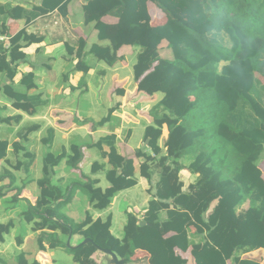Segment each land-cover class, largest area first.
<instances>
[{
	"label": "trees",
	"instance_id": "16d2710c",
	"mask_svg": "<svg viewBox=\"0 0 264 264\" xmlns=\"http://www.w3.org/2000/svg\"><path fill=\"white\" fill-rule=\"evenodd\" d=\"M149 2L166 15L165 25L155 27L148 21L140 24L131 21L133 13L148 12ZM67 8V0H42L39 7L30 10L0 3V37L4 38L0 40V74L4 79L14 84L17 57L33 44L32 35L25 29L12 36L9 21L25 20L29 24L55 10L66 15ZM84 15L86 24L95 23L99 40L110 42L109 47L94 45L90 54L113 66L122 47H139L141 51L133 67L139 91L164 94L152 112L154 126L145 131L144 141L151 153L136 151V158L143 160L140 167L143 179H153L151 165L159 170L156 192L145 212V225H136L126 239L120 240L111 233V217L105 222L100 218L94 221L87 213L82 223L69 221L62 208L73 192L52 186L51 170L63 160L68 168L78 167L83 154L82 144H76L71 147L72 153L64 151L61 155L45 157L43 178L38 185L51 195L56 190L58 193L54 201L31 206L27 222L35 215L40 216L41 221L35 226L50 231L45 237L52 240L51 249L65 245L59 235H80L91 240L76 250H68L80 264H95L91 258L98 249L109 250L126 263L137 250H143L151 255L154 264H187L176 254L167 237L169 233L177 236L176 249L196 250V264H227L230 260L236 264H256L235 255L264 250V176L258 167L264 153V86L256 77L264 76V0H89ZM105 16L116 17L118 23H104ZM164 41L173 52V61L159 56ZM84 45L80 42L78 54H82ZM67 52L73 55L74 50L67 46ZM223 62L227 65L219 71ZM35 79L34 73L26 74L18 85L26 88ZM2 92L0 84V95ZM8 92L14 100L13 107L29 115H35L38 108L46 105L40 95L29 96L16 87L8 88ZM112 112L96 125L107 123ZM190 115L191 124L195 117L202 121L199 129L185 126ZM20 120L21 117H16L2 121L19 123ZM213 127L219 141L212 136ZM164 129L168 136L161 148L159 141ZM35 130L37 127H31L24 132L27 136ZM115 139L112 135L101 142L112 147ZM10 146L8 141L0 140V161L8 157ZM13 147L18 151L21 145L14 143ZM194 149L198 152L191 158L188 154ZM27 156L29 167L35 157L30 153ZM186 157L187 165L183 161ZM184 169L198 176L186 192L180 183ZM100 170L102 165L94 163L92 172ZM11 174L6 169L0 170V182L10 179L14 183ZM106 180L110 185L106 193L88 189L99 184L95 180H89L88 185L81 182L71 185L83 187L95 210H106L118 193L138 184L134 161L126 159L112 164L106 171ZM63 198H66L64 202ZM162 212L167 214L165 221L161 219ZM13 227V222L0 224V242H4V236ZM190 228L195 229V236L202 237L201 242L191 241Z\"/></svg>",
	"mask_w": 264,
	"mask_h": 264
},
{
	"label": "crops",
	"instance_id": "0c3cea01",
	"mask_svg": "<svg viewBox=\"0 0 264 264\" xmlns=\"http://www.w3.org/2000/svg\"><path fill=\"white\" fill-rule=\"evenodd\" d=\"M67 1L66 15L55 10L29 24H26L25 20H11L8 23L12 36L25 29L29 35H32L33 44L24 48L17 57L15 62L17 76L14 84L0 74V84L3 87L0 95V140L8 141L11 145L8 157L0 161V170L5 168L15 175L12 184L10 179L0 182V217L7 221L2 224H8L9 221L14 223L10 233L4 236V242H0V264H33L34 262L80 264L74 260V256L68 250H76L90 242L89 239L85 240L80 235H59V240L65 245L51 249L49 245L52 240L45 237V234H50V231L47 228L41 229L35 226L41 221L38 215H35L30 223L27 222L28 228L25 234L17 235L19 223L16 215H19L18 219L24 218L27 221V213L31 206H35L38 202L42 204L54 201V195L58 193L56 190L55 194L51 195L45 191V187L38 185V181L43 178V168L40 175L39 160L41 157L45 158L47 153L57 156L66 151L69 154L72 153V145L82 144L83 159L77 168H68L66 160H63L59 166L51 170L52 186L62 187L64 192H73L72 197L62 208V214L75 224L84 222L87 213H90L94 221L100 218L105 222L111 217V233L120 240L126 239L133 233L136 225H145L144 215L149 201L153 199L156 192L159 170L154 164L151 165L154 173L153 179L151 181L143 179L140 175L143 160L136 158V151L142 149L145 153H151L147 148L148 143L144 141L145 131L149 126H154L152 112L156 111L164 99V94L148 95L139 91L138 82L134 78V69L132 70V65L134 67L137 62V55L140 52L137 48L139 47H122L118 52L119 60L113 66L100 60H94L92 58L94 55L90 54L91 48L94 45L109 47L110 42L99 40L95 23H85L84 7L89 0ZM41 2L42 0H0L1 4L11 3L13 6L19 5L29 10L39 7ZM130 19L136 24L148 21L155 27L167 23L166 15L152 2L148 3L147 13H133ZM102 21L109 25L118 23V19L113 16H105ZM6 42L8 46L9 43ZM80 42L85 43L82 54L77 53L79 47H82ZM67 46L71 47L75 54L69 55ZM158 53L161 59L174 60L173 52L166 41L162 42ZM225 65H227L225 62L221 63L219 71ZM29 73L35 74V83L21 88L18 85L20 80ZM259 80L262 81L260 78ZM15 87L21 92H27L29 96H42L46 105L38 108L35 115L15 109L14 100L6 93L8 88L14 89ZM112 110V116L107 123L102 126L96 125L108 117ZM98 112L106 116L98 120L96 119ZM161 113L160 110L159 114ZM16 117H21L19 123L2 121ZM29 126L37 127V130L27 136L25 133L20 136V132ZM112 135L116 137L112 147L101 142V139ZM167 136L168 132L164 129L159 141L161 148ZM14 143H20L21 148L18 151H15L13 147ZM56 149L59 152L55 153ZM29 153L34 155L35 159L28 167L26 165ZM126 159L134 161L138 184L133 188L140 187L142 191L131 196L126 195V192H132L133 188L118 193L106 210H95L88 195L82 190L83 187L80 185L72 187L71 185L73 182L88 185L89 180H95L99 181V184L87 186L88 189L106 193L110 187V185L104 187L106 171L112 164ZM94 163L102 165L103 170L93 173ZM258 167L264 176V153L258 161ZM197 179V175L184 169L180 173L182 191H188ZM186 180L190 182L187 183ZM9 199H13L14 206H8ZM65 200L66 198H63L61 201ZM126 203H128L127 206H125ZM166 218V212H162V221ZM194 233L195 229L190 228V239L197 244L201 242L202 237H197ZM167 237L171 240L176 254L185 259L187 264H196L195 249L190 247L183 252L176 249V234L169 233ZM10 247L13 249H8ZM63 247L67 249H61ZM116 256L103 249H98L91 260L95 264L155 263L151 255L143 250H137L129 263ZM235 256L242 261L264 264V250L262 249L249 253H238ZM227 264L236 263L230 260Z\"/></svg>",
	"mask_w": 264,
	"mask_h": 264
},
{
	"label": "rangeland",
	"instance_id": "374dc122",
	"mask_svg": "<svg viewBox=\"0 0 264 264\" xmlns=\"http://www.w3.org/2000/svg\"><path fill=\"white\" fill-rule=\"evenodd\" d=\"M138 49V51H141L140 50V48H137ZM92 58L94 59V60H96V61H98V59H96L94 56H92ZM135 62H136V60H135ZM132 70H133V65H132ZM256 77H257V79L259 80V78L262 80L261 82V84L264 86V76L263 75H261V74H257L256 75ZM260 81V80H259ZM212 95L215 97V95L212 93ZM100 111H102V109H99ZM104 116H106L105 114L104 115H101V113L100 112H98V113H96V119H98V120H100V119H102ZM191 120H192V115H190L188 118H187V123L185 122V126H188V127H190V128H192V129H199L200 127H201V123H202V121L200 122V120L198 119V118H194L193 119V122H192V124H191ZM193 126V127H192ZM30 128L31 127H33V126H29ZM29 127H27L26 129H28ZM26 129H24V130H26ZM24 130L22 131V132H24ZM211 131H212V136H216V128L215 127H213L212 129H211ZM21 133V132H20ZM25 133V132H24ZM23 133V134H24ZM22 134V135H23ZM143 138V134H142V136H141V139ZM216 139L219 141L220 139L216 136ZM163 142H165V141H163ZM81 144V143H80ZM47 145V144H46ZM164 145V144H163ZM44 151V150H43ZM57 152H59V150H55V153H57ZM197 149H194V150H192L189 154H188V156L189 157H191V158H194L195 156H196V154H197ZM48 154H50V153H47V155ZM46 155V156H47ZM45 156V157H46ZM43 158L44 157H41V159L39 160V169H40V175L42 174V168H44V161H43ZM45 159V158H44ZM186 160V162H184L185 164H188V162H189V158L188 157H186L185 159H183V161H185ZM188 161V162H187ZM155 167V166H154ZM3 169H5V168H2V170ZM12 172V171H11ZM10 172V173H11ZM9 177H15V175L12 173L11 175H9ZM187 178H189L190 179V177H188L187 176ZM105 180V184H104V187H107L108 185H109V183H108V181L106 180V178L104 179ZM186 182L187 183H189L190 182V180H186ZM142 191V189L139 187H137V188H133L132 189V192L131 191H129V192H126L127 194L126 195H135V193L137 194L138 192L140 193ZM9 207H12V206H14V203L12 202L13 201V199H9ZM130 201V200H129ZM128 201V202H129ZM127 204L128 203H126V205L125 206H127ZM215 205V204H214ZM16 218H17V221H18V236H20V235H23V234H25V232H26V229L28 228L27 227V225H28V223H27V221H25L24 220V218H21V219H18L19 218V215L17 214L16 215ZM10 222V221H9ZM8 222V223H9ZM0 223L2 224V223H7V221L6 220H4L3 219V217H0ZM22 224V225H21ZM121 234H122V232H121ZM15 246V245H14ZM8 249H13L12 247H10V248H8ZM61 249H65L64 247L63 248H61Z\"/></svg>",
	"mask_w": 264,
	"mask_h": 264
},
{
	"label": "water",
	"instance_id": "95a60500",
	"mask_svg": "<svg viewBox=\"0 0 264 264\" xmlns=\"http://www.w3.org/2000/svg\"><path fill=\"white\" fill-rule=\"evenodd\" d=\"M142 226L144 225V224H141ZM91 241V240H90ZM105 251H107V252H109V253H111V254H113L111 251H109V250H105ZM113 255H115V254H113ZM116 256V255H115ZM117 257V256H116Z\"/></svg>",
	"mask_w": 264,
	"mask_h": 264
},
{
	"label": "built area",
	"instance_id": "2783aa9c",
	"mask_svg": "<svg viewBox=\"0 0 264 264\" xmlns=\"http://www.w3.org/2000/svg\"><path fill=\"white\" fill-rule=\"evenodd\" d=\"M0 40H4V38H1V37H0Z\"/></svg>",
	"mask_w": 264,
	"mask_h": 264
}]
</instances>
